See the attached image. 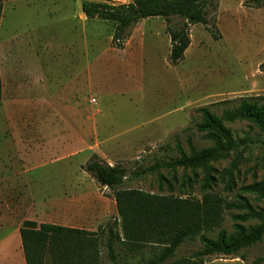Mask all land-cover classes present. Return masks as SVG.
Wrapping results in <instances>:
<instances>
[{
    "label": "rangeland",
    "instance_id": "374dc122",
    "mask_svg": "<svg viewBox=\"0 0 264 264\" xmlns=\"http://www.w3.org/2000/svg\"><path fill=\"white\" fill-rule=\"evenodd\" d=\"M134 1L4 3L0 264L14 261L26 221L38 227L64 223L62 214L53 216L46 207L68 198L69 183L75 186L77 206L91 207V215L76 218L67 228L104 230L101 264H113L107 230L121 235L120 219L114 193L85 172L94 158L124 166L129 175L125 189L192 201L211 194L225 203L264 212V133L248 121L226 122L235 138L248 144L211 162L208 171L178 168L133 175L158 160L178 158V144L188 155L191 147L197 151L212 147L214 143L196 129L203 109L224 119L243 99L264 97V3L258 8L251 0H218V9H209L210 26L191 27V46L174 66L169 59L170 32L179 19L142 20L118 48L113 43L117 23L89 20L83 13L86 2L119 6ZM66 171L73 179L63 176ZM246 213L226 210L222 229L233 234L237 224L257 225L234 219ZM114 249L117 264H144L159 252L152 246L132 252L118 240ZM202 250L199 239L188 241L165 264L194 261ZM261 259L264 238L236 255L203 261L264 264L258 263Z\"/></svg>",
    "mask_w": 264,
    "mask_h": 264
},
{
    "label": "trees",
    "instance_id": "16d2710c",
    "mask_svg": "<svg viewBox=\"0 0 264 264\" xmlns=\"http://www.w3.org/2000/svg\"><path fill=\"white\" fill-rule=\"evenodd\" d=\"M0 0V24L3 16V3ZM218 0H135L119 6L109 4H83V13L89 20L117 23L113 43L122 48L129 37L132 26L142 20L161 18L168 22L179 19L171 27L172 65H179L191 46V27L201 24L210 26L209 9H218ZM261 8L264 0H251ZM3 99V82L0 74V103ZM264 97L243 99L238 109L227 112L224 119L214 115L209 109L202 110V122L196 126L199 133L214 145L197 151L191 147L188 155L178 144L179 157L167 162L158 160L153 166L133 174L136 177L159 173L163 169L203 168L226 154L238 151L248 144L247 140L238 141L226 122L248 121L264 133ZM85 172L92 176L103 188L114 193L120 219L121 235L112 228L109 234V258L117 264L114 243L118 240L132 252H140L152 246L159 249L154 259L144 264H165L173 259L176 252L188 241L199 239L203 250L196 260H185L176 264H205L203 259L214 255L232 256L261 242L264 238V212L249 206L225 203L222 199L206 194L202 201L184 200L173 196L153 195L137 189H125L123 185L129 178L127 169L122 165L114 167L99 158L90 160ZM207 174V182L209 180ZM208 189L210 188L207 185ZM243 210L248 213L236 215L237 222L257 221L254 226L237 224L233 234L222 229L224 213L229 209ZM217 232L216 238L209 235ZM105 231L88 232L58 225L26 221L20 230L22 245L27 264H101L100 238ZM264 263V259L258 261Z\"/></svg>",
    "mask_w": 264,
    "mask_h": 264
},
{
    "label": "crops",
    "instance_id": "0c3cea01",
    "mask_svg": "<svg viewBox=\"0 0 264 264\" xmlns=\"http://www.w3.org/2000/svg\"><path fill=\"white\" fill-rule=\"evenodd\" d=\"M20 1H28V0H16V1H5V2H20ZM4 2V3H5ZM4 3H3V11H4ZM86 16V15H85ZM3 18V16H2ZM2 21V20H1ZM1 26V24H0ZM114 167V165H110ZM65 175L63 176H68L70 179H73V175L69 172H65ZM25 177L28 175V173L23 174ZM68 198L64 199H58V200H53L51 202L50 207H46V209L51 210L53 213V216L62 214L64 220V223H58L55 224L53 223H42V224H50V225H58L62 227H69L70 223H74L75 219L78 217H89L91 215V207H79L77 206L76 198H75V186L71 183L68 184ZM18 189V188H17ZM64 190V189H63ZM72 196V197H71ZM54 219V218H53ZM8 264H27L26 259L24 256L23 252V246L19 243L18 248L15 253V259L14 261L9 262Z\"/></svg>",
    "mask_w": 264,
    "mask_h": 264
}]
</instances>
